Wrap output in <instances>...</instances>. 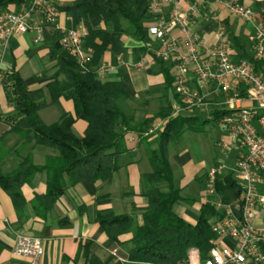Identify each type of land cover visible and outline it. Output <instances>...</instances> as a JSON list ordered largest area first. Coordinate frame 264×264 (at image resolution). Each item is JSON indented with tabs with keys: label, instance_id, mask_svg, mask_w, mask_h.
Masks as SVG:
<instances>
[{
	"label": "trees",
	"instance_id": "1",
	"mask_svg": "<svg viewBox=\"0 0 264 264\" xmlns=\"http://www.w3.org/2000/svg\"><path fill=\"white\" fill-rule=\"evenodd\" d=\"M22 0H0V11ZM212 3L215 0H203ZM78 23L87 34L82 40L85 49L92 51L90 61L80 66L76 59L63 51L58 35L46 37L50 44L48 60L55 63L52 80L45 86L50 101L45 99L44 89L29 90L21 75L12 71L3 78L7 101L14 108L7 117L9 132L20 136L23 145L42 146L57 151L48 157L43 166L33 163L29 154L11 173L0 170V188L9 196L20 223L25 218L26 202L21 187L29 185L36 174H44L46 191L36 195L31 207L36 217L46 221L56 202L68 188L82 181L108 182L120 168L121 154L115 151L126 132H134L143 143L152 171L142 178L141 195L146 206L133 207L132 214L118 215L112 210L96 211L94 222L116 245L122 246L127 260L139 264H184L190 249L198 251L201 260L208 257L211 243L216 238L213 222L224 217V211L213 204H202L195 225L185 222L174 212V206L186 202L175 186L174 172L169 164V147L180 141L185 132H200L202 124L197 117H172V103L178 101L174 93L173 78L163 67L162 101L152 117L136 121L130 95L120 81L103 82L98 69L105 51L121 54L125 47L123 37H130L143 44L151 41L147 26L151 21L148 0H79ZM169 92L173 93L170 98ZM70 101L72 114H64L58 122L45 125L39 111L59 99ZM214 122L225 113H214ZM155 119L164 124L158 133L155 147L147 144V133ZM76 121H83L86 128L82 136L73 131ZM2 156H0V161ZM214 190L217 197L227 203L225 192L230 190L238 197L240 191L232 174L218 175ZM141 212L142 224L137 225L136 212ZM64 218L59 226L68 223ZM131 234L126 245L119 238ZM85 264H103L91 256Z\"/></svg>",
	"mask_w": 264,
	"mask_h": 264
},
{
	"label": "crops",
	"instance_id": "2",
	"mask_svg": "<svg viewBox=\"0 0 264 264\" xmlns=\"http://www.w3.org/2000/svg\"><path fill=\"white\" fill-rule=\"evenodd\" d=\"M204 3L203 0H189ZM259 8V2H245ZM79 0H56L55 7L58 21L62 27L80 29L85 28L78 23ZM206 5V4H205ZM205 19L195 21L193 29L199 32L208 46L214 43V31L217 27L215 16L224 19L228 31L231 33L232 54L234 59L249 58L251 53L247 44V35L250 26L238 21L235 16L223 12L222 6L209 3L204 10ZM207 18V19H206ZM45 34L39 43L33 41L32 34L10 37L4 44H0L1 64L3 74L12 71L18 72L29 90L44 89L45 99L50 101L45 86L52 80L55 71V63L48 60L50 44ZM157 47V42H152ZM125 50L121 54H114L107 50L104 52L100 68L99 79L103 82L120 81L126 91L134 96L133 105L135 120L138 115L152 117L157 113L161 102L164 76L161 72V64L151 62L145 57L143 68L135 69V63L143 59L144 51L140 50L143 44L130 37H123ZM163 67L169 69L168 63ZM170 72V71H169ZM191 87L202 95L212 105L220 104L224 96L214 86H202L192 82ZM239 92L245 93V88L240 86ZM149 101V102H148ZM131 103V102H130ZM243 105L251 106L252 103L244 101ZM151 106V111L149 110ZM14 108L8 103L6 91L0 85V170L4 174L13 172L27 155L32 156L33 163L43 166L48 157L57 155V151L51 148L33 145H23L20 136L9 132L7 117L13 115ZM73 106L70 101L59 99L40 110L38 115L45 125H52L59 121L64 114H72ZM202 124L200 132H185L180 141L169 147V164L174 172L175 186L180 190V195L186 202L174 206V212L190 225H195L198 220L199 209L202 204L212 199L208 196L207 173L219 165L225 166L221 176L232 174L234 162L240 150L232 147L230 151H221L223 160L215 156L217 142L223 132L217 126L216 121L209 120L205 113L196 116ZM163 122L155 119L151 128L156 129L147 135L146 142L155 147L158 133L162 130ZM206 124H210L219 130V134L213 139L208 138L204 144L205 150L211 149L212 155L205 160L197 145L200 136L207 135ZM86 124L76 121L73 131L77 136H82ZM202 141V140H201ZM199 144H202L199 143ZM198 144V145H199ZM196 146V147H195ZM197 152H196V150ZM115 151L121 154L120 168L108 182L91 183L82 181L68 188L56 202L53 210L43 221L35 216L31 207V201L36 195H43L46 191L44 174H36L29 185L21 187L22 196L26 202L25 218L18 222V217L9 196L0 188V264H30L26 258L16 257L12 254V248L19 234L37 237L43 246V255L39 264H85L91 256L97 257L103 264H139L127 260L125 249L113 243L103 233L98 224L94 222L96 211L112 210L118 215L132 214L133 207L142 210L146 206V199L141 195L142 178L152 169L147 159L143 143H139L134 132H126L123 139L117 143ZM234 154L230 162V156ZM264 176V173L262 174ZM235 182V181H234ZM200 186H204L202 189ZM264 193V184L260 186ZM186 193V195H184ZM227 203H232L237 197L230 190L225 192ZM217 197V194L216 196ZM137 225L142 224L141 212L135 214ZM64 218L68 223L59 226L58 222ZM216 222V221H215ZM213 222V223H215ZM254 224H264V206L257 209ZM131 234L119 238L120 243L126 245ZM222 245L229 248L234 242L229 238L222 240ZM191 256L192 264H202L198 251Z\"/></svg>",
	"mask_w": 264,
	"mask_h": 264
},
{
	"label": "built area",
	"instance_id": "3",
	"mask_svg": "<svg viewBox=\"0 0 264 264\" xmlns=\"http://www.w3.org/2000/svg\"><path fill=\"white\" fill-rule=\"evenodd\" d=\"M56 0H22L0 11V44L10 37L33 35L39 43L45 34L56 33L63 51L85 66L92 54L85 49L82 40L85 28L62 27L58 21ZM259 2L260 7L245 2ZM225 14L235 16L239 22L249 25L247 44L251 56L234 59L233 37L224 19L215 16L217 27L214 43L207 45L203 36L193 29L195 21L205 19L204 10L209 3L189 0H148L151 21L147 31L151 39L145 44L143 59L132 65L144 67L145 57L151 62L168 63L173 78L174 93L178 101L172 103V117H196L205 113L214 121V113H225L216 120L223 132L217 142L221 151L234 146L240 150L232 173L239 196L232 203H223L214 190L215 179L225 169L219 165L207 173L208 202L224 211V217L212 225L216 238L211 243L208 257L202 264H264V224H254L259 207L264 206V0H215ZM207 19V18H206ZM158 46L153 47L152 42ZM1 64V56H0ZM6 74L0 69V85ZM202 86H214L224 96L218 105H212L191 87L192 82ZM240 86L245 93L239 92ZM244 101L252 103L243 105ZM151 128L147 135L155 132ZM229 238L234 246L222 245ZM190 249L184 264H192ZM12 254L26 258L30 264H39L43 246L39 238L19 234L13 244Z\"/></svg>",
	"mask_w": 264,
	"mask_h": 264
},
{
	"label": "rangeland",
	"instance_id": "4",
	"mask_svg": "<svg viewBox=\"0 0 264 264\" xmlns=\"http://www.w3.org/2000/svg\"><path fill=\"white\" fill-rule=\"evenodd\" d=\"M149 102V101H148ZM137 104L138 103H135V102H131L129 105H131V106H133V105H136L137 106ZM157 104H159V105H162L163 104V101L161 100V102L160 103H157ZM150 111H151V106H150V109H149ZM139 117H141V115H138L137 116V119H139V120H141ZM206 134L207 135H204V136H200L199 138V140H200V142L199 143H201L202 142V144H196L197 145V148H198V146H200L199 148L201 149L202 148V146H203V151H201L200 150V152L199 153H201V155H203V158L205 159V160H208V158L212 155V150L211 149H206L205 150V147H204V144H206V142H207V140H208V138H215L218 134H219V130L218 129H216V128H214L213 126H211L210 124H206ZM216 135V136H215ZM202 140V141H201ZM204 143V144H203ZM196 147V146H195ZM196 150V149H195ZM196 152H197V150H196ZM215 154H216V158L218 159V160H223V158L219 155L220 154V148H215ZM234 157V154H231V156H230V162L232 161V158ZM224 164V163H223ZM234 164H235V162H234ZM202 189H205V187L204 186H200ZM184 195H186V193L184 194ZM187 196V195H186Z\"/></svg>",
	"mask_w": 264,
	"mask_h": 264
},
{
	"label": "water",
	"instance_id": "5",
	"mask_svg": "<svg viewBox=\"0 0 264 264\" xmlns=\"http://www.w3.org/2000/svg\"><path fill=\"white\" fill-rule=\"evenodd\" d=\"M169 96H170V98H172L173 97V93L169 92Z\"/></svg>",
	"mask_w": 264,
	"mask_h": 264
}]
</instances>
